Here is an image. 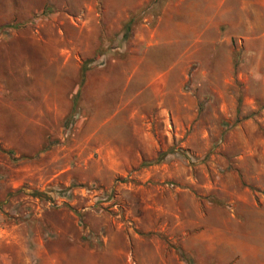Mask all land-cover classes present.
Segmentation results:
<instances>
[{"label": "rangeland", "instance_id": "374dc122", "mask_svg": "<svg viewBox=\"0 0 264 264\" xmlns=\"http://www.w3.org/2000/svg\"><path fill=\"white\" fill-rule=\"evenodd\" d=\"M167 2L0 0V264H264V0L172 45L163 109L140 59Z\"/></svg>", "mask_w": 264, "mask_h": 264}, {"label": "crops", "instance_id": "0c3cea01", "mask_svg": "<svg viewBox=\"0 0 264 264\" xmlns=\"http://www.w3.org/2000/svg\"><path fill=\"white\" fill-rule=\"evenodd\" d=\"M181 3L178 9L173 7V4L170 2L165 3V13L166 18H161L157 21L154 26V35L153 36V47L156 52L149 53L147 57H142L140 60L142 61V65H144L143 69H141V79L140 86L148 89V92L153 95L152 104L153 106L160 107L166 109V99L168 97L169 92V81L172 77L174 70H178L179 67L176 68L178 63L185 61L186 59L181 58V53L174 52L172 50L173 44L187 45L191 42H214V40L209 39L206 35V28L210 27L214 20L212 19V13L215 8H224V10L229 9V6L224 5L222 7L221 0H211V4L207 7V0H179ZM141 4V3H140ZM213 6V8H212ZM168 9V12H167ZM163 11V10H162ZM168 13V15H167ZM250 22H248L249 24ZM218 24V23H217ZM212 25L219 28V25ZM249 24V29L250 28ZM193 37V38H192ZM187 40V43L184 42ZM180 60V61H179ZM103 74V73H102ZM103 76V75H102ZM48 92H52V98L60 97V88L52 86ZM31 92L27 93V96H31ZM33 103L30 104L28 101V106L32 107L33 113H23L22 123L27 125H46V123H50L49 117H46L47 110L52 115V120L59 121L60 119V109L56 105L50 104L44 110L39 104L34 107ZM139 108V105H135V111L132 115H141V111L136 108ZM6 263V262H5ZM9 263V262H8Z\"/></svg>", "mask_w": 264, "mask_h": 264}, {"label": "trees", "instance_id": "16d2710c", "mask_svg": "<svg viewBox=\"0 0 264 264\" xmlns=\"http://www.w3.org/2000/svg\"><path fill=\"white\" fill-rule=\"evenodd\" d=\"M131 20H129L127 23H126V33L125 34H127L128 33V31L130 30V27H131ZM124 37H125V35H124ZM81 71H82V77H83V73L85 72V67H84V65H82V68H81Z\"/></svg>", "mask_w": 264, "mask_h": 264}]
</instances>
